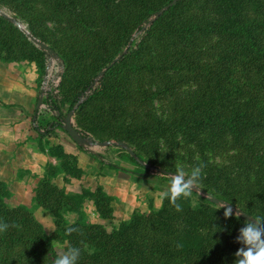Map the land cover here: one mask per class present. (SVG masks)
I'll return each instance as SVG.
<instances>
[{"label": "rangeland", "instance_id": "obj_1", "mask_svg": "<svg viewBox=\"0 0 264 264\" xmlns=\"http://www.w3.org/2000/svg\"><path fill=\"white\" fill-rule=\"evenodd\" d=\"M237 25L260 44L242 48ZM0 59L39 89L49 66L58 80L55 112L39 121L54 126L40 137L46 161L22 169L25 187L0 177L3 201L32 213L56 255L75 246L77 264H235L239 230L264 217V0H0ZM200 164L182 211L161 204L177 167ZM1 248L0 264L51 260Z\"/></svg>", "mask_w": 264, "mask_h": 264}, {"label": "crops", "instance_id": "obj_2", "mask_svg": "<svg viewBox=\"0 0 264 264\" xmlns=\"http://www.w3.org/2000/svg\"><path fill=\"white\" fill-rule=\"evenodd\" d=\"M19 63L0 59V177L8 183L15 175L16 186L25 187L22 169L43 166L40 137L48 136L33 122L41 90L37 76H21Z\"/></svg>", "mask_w": 264, "mask_h": 264}, {"label": "clouds", "instance_id": "obj_3", "mask_svg": "<svg viewBox=\"0 0 264 264\" xmlns=\"http://www.w3.org/2000/svg\"><path fill=\"white\" fill-rule=\"evenodd\" d=\"M203 167L204 165L200 164L186 171L182 166H178L176 173L171 175L168 188L160 194L161 204L167 199L176 211H182V206L178 201L181 198H190L194 189H199L200 182L203 179ZM193 203L195 204L196 201H193ZM220 208H224L225 218L233 215V208L229 204L222 203ZM235 215L239 219L241 213L237 211ZM9 227L8 223L0 222V233L6 232ZM11 227L19 226L11 225ZM78 230L73 226L66 229L69 234ZM237 241L243 247L235 253L237 257L235 264H264V217L252 216V220L246 221L239 230ZM80 255L81 250L78 247H68L57 255L53 264H77Z\"/></svg>", "mask_w": 264, "mask_h": 264}, {"label": "trees", "instance_id": "obj_4", "mask_svg": "<svg viewBox=\"0 0 264 264\" xmlns=\"http://www.w3.org/2000/svg\"><path fill=\"white\" fill-rule=\"evenodd\" d=\"M235 34L243 41L242 48L249 38H251V41L255 42L256 45L261 42L258 38L246 34L244 29L238 25L235 26ZM57 189L60 190L57 186H53V190ZM7 191L9 190L5 181L0 179V222H6L10 225L6 232L0 233V246L3 247V249L9 247L10 250L17 245H20L23 249L16 254L17 257L24 259L25 261L26 258L36 261L38 258L47 256V258H51L49 264H53L57 255L51 247V238L46 234L42 225L37 222L29 210L24 207H11L3 201L4 196L8 194ZM46 192H51V190H47ZM41 193L42 192L40 191V196H38V198L42 200L43 195ZM11 225H18L19 227H11ZM73 227L80 229V226L78 225H73ZM83 228L85 227L83 226ZM66 233L70 240L74 243H78L77 238L79 236V230L71 234L67 231ZM120 247L122 249L126 248L124 240ZM3 249L1 248V250ZM8 256V252L7 254L0 255V261H7Z\"/></svg>", "mask_w": 264, "mask_h": 264}, {"label": "built area", "instance_id": "obj_5", "mask_svg": "<svg viewBox=\"0 0 264 264\" xmlns=\"http://www.w3.org/2000/svg\"><path fill=\"white\" fill-rule=\"evenodd\" d=\"M51 66H49L46 71V73L48 75H46L45 79L43 80L42 83V87L40 90V94H39V103H38V109H37V113L35 115V123H37L38 127L41 128V131H52L53 129V122L49 123V124H44L45 127L41 126L42 124H39V121L42 119V114L45 111H54L53 109H55V99L57 98L59 100V89H58V80L56 83H54V86H52V84L50 83V78L49 76H51V70H50ZM41 118V119H40Z\"/></svg>", "mask_w": 264, "mask_h": 264}, {"label": "water", "instance_id": "obj_6", "mask_svg": "<svg viewBox=\"0 0 264 264\" xmlns=\"http://www.w3.org/2000/svg\"><path fill=\"white\" fill-rule=\"evenodd\" d=\"M33 38V36H31ZM34 40H36L38 42L39 45H41L43 48H45L46 50L49 51H53V49L51 47H49L47 44L37 40L34 38ZM66 128L69 130V133L71 136H73L76 140L80 141L82 140V137L79 135L78 130L74 127L72 121H71V116H68L66 118Z\"/></svg>", "mask_w": 264, "mask_h": 264}]
</instances>
